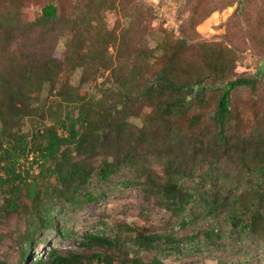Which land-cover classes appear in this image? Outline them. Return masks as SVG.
<instances>
[{
  "label": "rangeland",
  "instance_id": "374dc122",
  "mask_svg": "<svg viewBox=\"0 0 264 264\" xmlns=\"http://www.w3.org/2000/svg\"><path fill=\"white\" fill-rule=\"evenodd\" d=\"M92 1L0 0V11L16 8L30 20L40 15L45 4L54 2L61 22L88 14L93 27L87 39L79 42L74 35L59 37L52 50L61 65L66 57L76 63L65 72L57 91L65 86L79 101L92 106L98 136L93 157L86 158L92 176L82 190L95 199L61 209L63 200L53 198L59 229L39 232L29 256L48 259L51 249L86 256L109 251L89 244L87 235L99 234L118 239L122 249L145 262L264 264V177L253 172L250 160L243 166L236 152L225 151L211 140L214 129L206 127L211 125L218 92L207 93L202 101L196 99L180 120L161 118L152 97L139 98L131 92L144 81L135 68L155 78L167 59L165 52L200 63L202 44L218 43L234 50L237 60L227 80L251 77L259 63L264 72V0ZM49 89L45 84L41 93L32 94L36 112L20 121L16 133L31 139L35 129L52 124L50 111L64 116L66 103ZM68 105L77 116L75 106L80 105ZM193 117L197 119L194 124L190 122ZM118 124L123 127L116 128ZM227 129L234 138L253 136L258 129L264 132V78L253 87L232 91ZM171 153L176 167L182 165L186 171L179 178L180 186L193 194L190 204L180 211L161 207L155 196L148 197L143 190L142 170L164 177ZM104 162L115 165L107 180L101 175ZM39 169H32L30 180ZM7 197L0 187V260L23 264L20 244L32 218L30 202L23 196L18 212L8 215ZM251 219L256 224L244 228ZM139 234L160 239L139 245ZM112 253L117 256L118 249Z\"/></svg>",
  "mask_w": 264,
  "mask_h": 264
},
{
  "label": "trees",
  "instance_id": "16d2710c",
  "mask_svg": "<svg viewBox=\"0 0 264 264\" xmlns=\"http://www.w3.org/2000/svg\"><path fill=\"white\" fill-rule=\"evenodd\" d=\"M92 2L95 3V0ZM18 13L16 8L0 11V187L8 196L5 203L8 215L18 212L23 196L30 202L32 218L20 244V261L23 264H161L158 259L145 262L138 256H131L122 249L118 239L99 234L87 235L89 244L109 251L93 252L86 256L75 252L61 254L58 249H51L48 259L29 256L33 239L39 232L59 229L54 217L53 198L63 200L61 209L95 199L92 193L84 192L82 188L92 176L86 158L93 157L98 134L93 128L91 104L79 101L76 93L65 86L57 91L59 84L64 83L65 72L74 69L76 63L66 57L61 65L52 50L55 41L63 35H74L77 42L87 39V33L93 28L91 17L83 14L61 22L59 7L54 2L45 4L40 15L33 20ZM200 46L203 49L199 54L200 63L192 58L183 59L176 53L168 56L165 52L167 59L155 78L142 75L141 69L135 68L139 79L144 81H140L138 89L132 84L134 89L131 92H136L139 98L152 97L161 118L170 120L183 119L195 105L196 99L202 101L207 93L218 92L214 112L210 114L211 125L206 127L212 126L214 129L211 140L215 145L225 147V151L236 152L243 166H248L250 160L253 172L264 177V132L258 129L253 136L234 138L227 129L231 118L232 91L259 83L264 78L261 63L251 77L227 80L237 60L234 50L218 43ZM132 78L138 77L132 75ZM45 84L50 87L49 93L55 91L56 96L64 100L65 114L63 117L55 116L50 111L52 124H43L35 129L29 139L26 134L16 133L15 129L24 117L36 112L32 108V94L41 93ZM70 103L80 105L75 106L77 116L72 115ZM59 106L62 107V103ZM196 120L193 117L190 122L194 124ZM115 127L120 129L123 125ZM186 151L189 153L188 149ZM31 152L39 153L42 163L36 167L37 161L34 160L26 169L21 161L26 160ZM175 161L174 153H171L166 161L164 177L144 168L143 190L148 197L155 196L161 207L180 211L190 204L193 194L180 186L179 178L186 171L182 165L176 167ZM33 168L40 169L36 178L30 180ZM114 168V164L104 162L102 178L107 180ZM256 195L263 196L261 193ZM255 212L258 217V210ZM254 220L251 219L244 228L256 224ZM159 239L158 235L139 234L136 242L143 245ZM110 249H118L119 254H111ZM0 264L8 263L0 260Z\"/></svg>",
  "mask_w": 264,
  "mask_h": 264
},
{
  "label": "built area",
  "instance_id": "2783aa9c",
  "mask_svg": "<svg viewBox=\"0 0 264 264\" xmlns=\"http://www.w3.org/2000/svg\"><path fill=\"white\" fill-rule=\"evenodd\" d=\"M146 1L149 3L151 1L154 2L155 0H146ZM34 160L37 161V163H35L36 167H38L39 164L42 163V160H41V157L39 156V153L35 154V153L31 152V153L28 154L27 159L26 160H22L21 162H22V164H25V167L27 169V168H29L30 163H33Z\"/></svg>",
  "mask_w": 264,
  "mask_h": 264
},
{
  "label": "bare ground",
  "instance_id": "6f19581e",
  "mask_svg": "<svg viewBox=\"0 0 264 264\" xmlns=\"http://www.w3.org/2000/svg\"><path fill=\"white\" fill-rule=\"evenodd\" d=\"M217 18V17H216ZM207 25V24H206Z\"/></svg>",
  "mask_w": 264,
  "mask_h": 264
}]
</instances>
